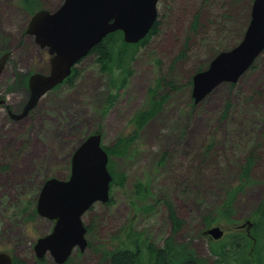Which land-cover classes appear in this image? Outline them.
Here are the masks:
<instances>
[{"label":"rangeland","instance_id":"obj_1","mask_svg":"<svg viewBox=\"0 0 264 264\" xmlns=\"http://www.w3.org/2000/svg\"><path fill=\"white\" fill-rule=\"evenodd\" d=\"M22 1L0 0V54L11 52L0 95L14 109H20L27 94L26 86L19 85L21 76L47 73L51 58L26 33L34 12ZM63 1L37 0L34 5L55 10ZM252 3L169 0L164 8L161 2L159 30L138 45L127 85H113L112 74L92 53L76 65V77L50 89L26 118L13 120L0 106V251L11 253L18 264H56L52 255L41 260L35 250L37 239L54 224L34 213L46 179L70 175L74 150L89 135L100 132L102 144L110 147L135 134L133 119L148 107L149 90L159 78L172 84L160 92L168 98L126 153L110 156L117 172L110 201L96 202L84 213L88 246L74 250L69 264H110L105 251L116 246V236L131 222L163 246L174 231L170 206L184 220L176 240L191 243L209 259L213 238L205 230L219 224L228 235L243 220L257 219L255 211L264 201V51L238 82L221 83L198 104L192 97L194 73L218 49L241 40ZM251 154L250 182L223 215L219 210L242 183ZM143 186L149 190L144 196Z\"/></svg>","mask_w":264,"mask_h":264},{"label":"water","instance_id":"obj_2","mask_svg":"<svg viewBox=\"0 0 264 264\" xmlns=\"http://www.w3.org/2000/svg\"><path fill=\"white\" fill-rule=\"evenodd\" d=\"M160 0H64L55 10L41 8L31 17L26 29L35 42L51 55L49 72L36 71L28 80L29 93L20 113L10 112L15 119L24 118L50 89L69 77L73 68L110 33L123 32L127 43L145 38L158 20ZM264 51V0H253L251 18L241 40L232 48L221 50L209 65L193 75L192 97L200 103L223 82L236 83ZM11 52L0 55V77ZM0 98V104L6 103ZM110 155L102 144L101 133H93L75 148L71 173L67 178L46 179L36 205L37 212L55 222L53 230L35 243L38 258L48 254L56 264H64L74 250L88 246L84 213L96 202L110 201L113 180L108 163ZM254 223L243 220L234 229H245L252 236ZM226 230L213 225L205 234L214 240ZM13 255L0 251V264H13Z\"/></svg>","mask_w":264,"mask_h":264},{"label":"trees","instance_id":"obj_3","mask_svg":"<svg viewBox=\"0 0 264 264\" xmlns=\"http://www.w3.org/2000/svg\"><path fill=\"white\" fill-rule=\"evenodd\" d=\"M37 0H23L22 2L26 4V9L32 13L36 12L37 5L34 2ZM163 0L160 1L159 5ZM165 8V6H164ZM36 10V11H35ZM39 10V9H38ZM159 17V15H158ZM199 24V14H196V19L194 26L195 28ZM159 25L161 22L157 20L149 32V34L140 40L138 43H127L123 39V32L116 31L108 34L102 42L97 44L89 53H96L97 59L100 66L104 72H110L112 74L113 85L118 82V85H127L128 79L131 75V66L137 47L140 44H146L149 42L150 38L158 32ZM245 31L243 32L244 35ZM110 36V40L105 42V39ZM2 41L0 40V43ZM235 46V45H233ZM233 46H224L223 49H218L217 53L221 50H226L232 48ZM226 48V49H225ZM4 50L1 54L7 52ZM216 53V54H217ZM0 54V55H1ZM215 54V55H216ZM214 55V56H215ZM213 56V57H214ZM211 57V59L213 58ZM210 59V61H211ZM209 64V63H208ZM205 65L199 68L196 72L206 68ZM254 66V65H253ZM252 66V67H253ZM78 69H74L72 74L66 79L67 81L78 75ZM195 72V73H196ZM194 73V74H195ZM65 80V81H66ZM19 85L28 86V77L26 75L21 76ZM172 85L165 81L164 78H159L156 84L152 86L149 90L150 101L149 105L145 109H140L133 122L136 125L135 134L128 137L118 139L110 147H105L109 155H117L126 153L132 140L137 136L138 130L144 126V124L154 117L155 114L160 112L163 108L164 103L168 95H163L160 93L163 86ZM165 94V93H164ZM116 98V94L111 95V101ZM110 103V102H109ZM251 154L248 159L247 164L242 170L243 181L236 188V191L231 193L228 200L224 204V208L220 209L219 212L223 215L225 211L231 210L235 203L236 194L242 191V187L250 182L251 179V168L253 165V156ZM255 156V155H254ZM112 161H109V170L113 175V181L116 178V171L114 173L113 167L110 166ZM144 196L149 190L144 186L141 187ZM148 206V205H145ZM170 219L174 225V231L171 235L167 236L164 241L163 246H157L154 242L150 241L143 232H138L134 229V225L131 222L127 228L122 231L121 234L116 236L114 242L116 246L112 249H107L105 251V257L110 264H264V201L258 206L255 211L257 219H252L254 225L252 227V236H248L246 230L234 229L226 234L222 239L215 241L210 240V252L212 258H206L200 255L197 250L189 242H178L175 238V232L182 228L184 220H182L173 206L169 207ZM35 214L40 215L37 209L34 210ZM228 213V215H229ZM41 216V215H40ZM88 230L90 227L87 225ZM168 259V260H167ZM72 259L67 263L69 264ZM13 264H18L17 260H14Z\"/></svg>","mask_w":264,"mask_h":264},{"label":"flooded vegetation","instance_id":"obj_4","mask_svg":"<svg viewBox=\"0 0 264 264\" xmlns=\"http://www.w3.org/2000/svg\"><path fill=\"white\" fill-rule=\"evenodd\" d=\"M160 1H161V0H160ZM159 3H160V2H159ZM162 3H164L165 8H167V7L169 6V0H163ZM29 36H32V37L34 38V35H29ZM34 43L36 44V46L40 47V46L35 42V40H34ZM40 48H41V47H40ZM42 49H46V48H42ZM46 50H47V49H46ZM8 51H9V50H8ZM85 57H86V56H85ZM85 57H84V58H85ZM84 58H82L79 62H81ZM208 65H209V64H208ZM75 68H76V66L73 68V70H74ZM40 72H44V71H40ZM48 72H49V71H48ZM30 73L32 74V73H34V72H30ZM31 74H30V75H31ZM30 75H29V77H30ZM29 77H28V80H29ZM0 78H1V77H0ZM67 78H68V77H67ZM67 78H66V79H67ZM66 79H65V80H66ZM65 80H64V81H65ZM64 81H63V82H64ZM63 82H62V83H63ZM60 85H61V83H60L59 85L55 86V87H58V86H60ZM26 89H27L26 98L24 99L23 103L21 104L20 109H14V107H12L11 104H10V102L8 101V97H3V96L0 95V98H6V99H7V102H6V103H3V104H0V106L3 107V108L6 110V112H7L8 115H9V117H10L11 119H13V120H16V121H17V120H22V119L26 118V117L29 115V114H28L27 116H25L24 118H21V119H15V118H13V116H12V114H11L12 112H13V113H20V112L23 111L24 106H25V104H26V100L28 99L29 86H26ZM44 95H45V94H44ZM40 99H41V98H40ZM38 103H39V101H38ZM38 103H37V104H38ZM9 106H10L12 112H10V108H9ZM36 107H37V106H36ZM36 107H35V108H36ZM29 113H30V112H29ZM68 177H69V176H68ZM66 178H67V177H66ZM53 223H55V222L53 221ZM53 226H54V224H53Z\"/></svg>","mask_w":264,"mask_h":264},{"label":"bare ground","instance_id":"obj_5","mask_svg":"<svg viewBox=\"0 0 264 264\" xmlns=\"http://www.w3.org/2000/svg\"><path fill=\"white\" fill-rule=\"evenodd\" d=\"M132 204V203H131ZM42 216V215H41ZM168 260V259H167Z\"/></svg>","mask_w":264,"mask_h":264}]
</instances>
